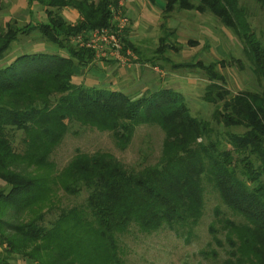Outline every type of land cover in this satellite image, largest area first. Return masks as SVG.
Here are the masks:
<instances>
[{
    "label": "trees",
    "instance_id": "obj_1",
    "mask_svg": "<svg viewBox=\"0 0 264 264\" xmlns=\"http://www.w3.org/2000/svg\"><path fill=\"white\" fill-rule=\"evenodd\" d=\"M150 1L164 17L152 64L174 48L167 42L174 30L164 25L173 9L207 12L238 36L248 67L264 83V43L238 0ZM257 1L264 8V0ZM27 3L42 6L46 20L8 21L0 28V264L19 257L34 264H126L131 234L167 228L186 242L195 237L209 192L224 211L212 209L209 240L200 251L206 264H264V89L232 93L221 73L232 61L242 62L173 65L206 80L200 96L210 106L206 116L164 87L134 97L122 88L84 86L94 51L71 38L113 24L118 0ZM64 8L78 18L68 21ZM127 32L119 36L120 51L140 58ZM24 37L54 50H18ZM139 125L163 134L153 163L126 166L102 150H76L61 168L51 158L75 128L107 131L123 149ZM60 192L83 199L63 204Z\"/></svg>",
    "mask_w": 264,
    "mask_h": 264
},
{
    "label": "rangeland",
    "instance_id": "obj_2",
    "mask_svg": "<svg viewBox=\"0 0 264 264\" xmlns=\"http://www.w3.org/2000/svg\"><path fill=\"white\" fill-rule=\"evenodd\" d=\"M238 6L251 31L264 43V8L257 0H238ZM73 12V9L64 8L61 13L68 21L74 22L76 15ZM115 12L126 16L127 36L139 50L142 61L135 53L129 52L125 55L126 58L122 57L123 64L118 62L119 72L116 76L111 75L112 69L108 66L106 74L93 67L86 71L84 86L107 88L111 85L114 89L122 88L123 92L134 97L139 96L141 90L146 88L155 90L158 86L164 87L181 93L194 113L206 116L210 106L200 99L206 80L194 69L173 65L233 57L239 59L242 66L232 61L231 65L221 70L226 80L225 86L232 93L264 89V83H259L248 67L249 63L242 52V43L238 36L210 13L173 9L168 18H165L164 25L165 31L174 30V36L167 40L174 48L165 49L162 56L153 60L152 64L151 58L157 55L154 51L159 46L158 38L164 32L161 6L150 0H118ZM38 20H46L42 6L28 4L27 0H0V28L8 21L21 26L27 21ZM16 47L18 50L30 51L54 50L29 37L22 38ZM75 129L77 132L67 133L52 154L51 158L57 168L64 166L76 150L108 151L124 165L133 167L153 163L160 154L163 134L156 126L139 125L130 144L123 149L115 145L107 131ZM59 194L63 204H72L83 199L82 195L74 199L72 196L63 198L62 192ZM214 206L224 211L219 200L211 192L206 193L203 216L195 229V237L189 242L167 228L148 236L139 233L129 235L125 238L126 264H206L200 251L205 249L209 240L207 230L213 219ZM10 264L34 263H28L19 257L12 259Z\"/></svg>",
    "mask_w": 264,
    "mask_h": 264
},
{
    "label": "built area",
    "instance_id": "obj_3",
    "mask_svg": "<svg viewBox=\"0 0 264 264\" xmlns=\"http://www.w3.org/2000/svg\"><path fill=\"white\" fill-rule=\"evenodd\" d=\"M112 22L108 27H99L86 31L85 34H78L73 37V41L79 46L90 48L94 51L95 58H111L122 62L121 43L119 36L127 24V18L121 13L112 11ZM129 51H126L128 54ZM123 64V62H122Z\"/></svg>",
    "mask_w": 264,
    "mask_h": 264
},
{
    "label": "crops",
    "instance_id": "obj_4",
    "mask_svg": "<svg viewBox=\"0 0 264 264\" xmlns=\"http://www.w3.org/2000/svg\"><path fill=\"white\" fill-rule=\"evenodd\" d=\"M76 15V19L78 18V15L76 14V12H73ZM119 63H114L113 61H107V60H103V59H95L94 60V67L98 70H101L104 74H106L107 71L106 67L108 66V68H111L112 70H110V73L112 76H116L118 74V65ZM111 86V85H110ZM113 88V87H112ZM114 89V88H113Z\"/></svg>",
    "mask_w": 264,
    "mask_h": 264
}]
</instances>
